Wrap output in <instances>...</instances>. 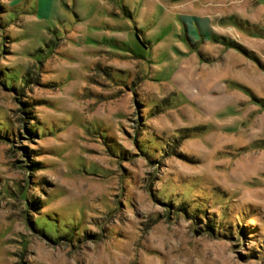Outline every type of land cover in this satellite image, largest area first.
Listing matches in <instances>:
<instances>
[{"label":"rangeland","instance_id":"obj_1","mask_svg":"<svg viewBox=\"0 0 264 264\" xmlns=\"http://www.w3.org/2000/svg\"><path fill=\"white\" fill-rule=\"evenodd\" d=\"M0 7V264H264L259 5Z\"/></svg>","mask_w":264,"mask_h":264},{"label":"crops","instance_id":"obj_2","mask_svg":"<svg viewBox=\"0 0 264 264\" xmlns=\"http://www.w3.org/2000/svg\"><path fill=\"white\" fill-rule=\"evenodd\" d=\"M248 2H249V4H257V5H259V8H262V10H263V14H264V0H247ZM239 21H241L240 19H238ZM260 21L262 22L261 24H263V26H264V17H261L260 18ZM248 25H255V23H253L252 21H245ZM258 24V23H257ZM261 29H263V28H261L260 26H259V28H257V30H259L260 32H259V35L258 36H260V37H264V31L263 30H261ZM252 35V34H251ZM251 37H256L255 35L254 36H251ZM259 47L260 46H262V45H258ZM258 47V48H259ZM258 50H260V49H258ZM256 54H258V53H256Z\"/></svg>","mask_w":264,"mask_h":264},{"label":"trees","instance_id":"obj_3","mask_svg":"<svg viewBox=\"0 0 264 264\" xmlns=\"http://www.w3.org/2000/svg\"><path fill=\"white\" fill-rule=\"evenodd\" d=\"M0 10H1V7H0ZM239 46V45H238ZM240 50H242L244 53H246L247 55H250L248 52H247V50L245 49V48H243V47H241L240 48ZM24 112H26V111H24ZM209 229H211V230H215V229H213L212 227H210V226H207ZM212 232V231H211Z\"/></svg>","mask_w":264,"mask_h":264}]
</instances>
